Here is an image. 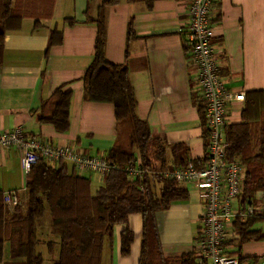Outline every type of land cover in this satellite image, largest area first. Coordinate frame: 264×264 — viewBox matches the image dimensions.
<instances>
[{
  "label": "crops",
  "instance_id": "1",
  "mask_svg": "<svg viewBox=\"0 0 264 264\" xmlns=\"http://www.w3.org/2000/svg\"><path fill=\"white\" fill-rule=\"evenodd\" d=\"M13 1L25 15L20 29L7 31L3 37L0 132L19 126L25 135L56 145L70 144L90 154L106 155L117 144L128 148L129 123L123 124L127 134L121 138L122 123L115 119L113 105L84 96L83 75L93 59L97 31L90 19L97 18L101 0ZM190 2L153 0L149 7L145 1L120 0L105 6L103 12L105 58L127 67L135 112L147 122L151 138L163 147L167 165L172 164V151L183 152L198 164L205 152L199 113L204 100L186 40ZM210 18L213 57L227 90L245 94L264 89V0H214ZM53 28L61 32L62 39L48 45ZM59 87L71 93L69 126L63 132L38 119L41 102ZM243 102L226 104L228 124L241 121ZM75 172L90 181L98 180L96 189L102 183L95 172ZM25 180L18 151L0 150V191L16 190L23 206L28 194ZM181 184L187 197L171 201L167 209L155 214L161 250L171 264H184L188 256L194 262L195 242L202 232L199 189L193 182ZM126 226L133 232V240L129 253L122 255L120 234ZM254 227L264 233V220ZM141 241V214L130 213L127 222L114 225L111 237L104 239L100 264H139ZM223 245L229 253L242 257L264 256V239L239 244L234 240L233 225L226 227ZM57 253L55 247L53 259ZM8 259L5 245L0 264Z\"/></svg>",
  "mask_w": 264,
  "mask_h": 264
},
{
  "label": "trees",
  "instance_id": "2",
  "mask_svg": "<svg viewBox=\"0 0 264 264\" xmlns=\"http://www.w3.org/2000/svg\"><path fill=\"white\" fill-rule=\"evenodd\" d=\"M120 0H101L97 18L90 19L96 25L93 59L83 75L84 96L96 102L113 105L115 119L128 122L129 147L117 144L106 154L119 166L132 163L137 156L147 169L141 180L129 179L123 168L111 169L102 178L94 193L91 181L79 176L74 166L64 160L48 163L38 160L26 173V209L22 203L9 209L0 191V261L5 245L9 247V259L3 264H43L44 255L37 250L41 239L37 236V221L48 210L51 231L57 241L45 242L46 252L51 254L57 247L53 264H100L103 242L110 238L113 226L127 222L130 213L142 217V241L139 264H171L163 256L155 214L165 210L171 201L184 199L186 188L160 171L173 165H184L195 159L185 153L172 151V164L167 165L163 147L151 138L148 124L135 112V96L125 65L109 62L105 58L104 8ZM145 1L151 6L153 0ZM25 13L13 0H0V64L3 59V37L7 31L18 30ZM71 20H69L70 22ZM38 20L35 21V26ZM61 32L53 28L49 32L48 45L60 43ZM71 93L56 88L41 102L38 119L50 123L57 131H66L69 126V104ZM204 128L203 107L199 108ZM241 121L228 124L225 136L229 142L230 158H239L245 166L244 196H251L264 188V89L245 92ZM203 136L207 140L204 128ZM206 148V147H205ZM142 186V189L139 188ZM262 217H250L233 222L234 240L242 243L250 239H264V233L254 225ZM133 240V232L126 226L120 234V252L127 255ZM237 253V252H231ZM264 256H262L263 258ZM243 259L246 257H242ZM252 257L249 259H258ZM184 264H193L188 256Z\"/></svg>",
  "mask_w": 264,
  "mask_h": 264
},
{
  "label": "built area",
  "instance_id": "3",
  "mask_svg": "<svg viewBox=\"0 0 264 264\" xmlns=\"http://www.w3.org/2000/svg\"><path fill=\"white\" fill-rule=\"evenodd\" d=\"M213 2L191 0L187 9L186 40L197 65V80L204 100L207 134L204 158L199 165L189 160L184 165H174L160 173L178 182H193L199 189L203 202L200 216L202 232L195 242L197 252L193 264H264V257L243 259L239 254L229 253L223 245L226 227L235 220L264 218V188L251 196H244L245 166L239 158H230L227 153L226 104L231 100H244L245 94L227 90L213 57L210 18ZM2 149L18 151L20 165L26 173L38 160L48 163L64 160L81 172H95L101 178L111 169L123 168L129 179L141 180L147 171L140 160L135 159L121 167L106 155L85 153L70 144L56 145L25 135L19 126L0 132ZM3 201L9 209L22 203L16 190L3 192Z\"/></svg>",
  "mask_w": 264,
  "mask_h": 264
},
{
  "label": "rangeland",
  "instance_id": "4",
  "mask_svg": "<svg viewBox=\"0 0 264 264\" xmlns=\"http://www.w3.org/2000/svg\"><path fill=\"white\" fill-rule=\"evenodd\" d=\"M125 123L126 122H123L121 124V126H119V136L121 138L126 136V134H127V128L123 125ZM128 126H129V124H128ZM98 182H99L98 180L91 181L92 192L95 191V189H96L95 187H97L96 183H98ZM23 209L24 210L26 209L25 202L23 203ZM37 236L39 239H41V243L38 245L37 250L42 252L44 257H45L43 264H53V261H54L53 256L46 252L45 242L47 240H51V241L54 240V236L57 238V235L51 231L50 216H49L48 210H45V213L43 214V216L37 221ZM56 241H57V239H56Z\"/></svg>",
  "mask_w": 264,
  "mask_h": 264
}]
</instances>
